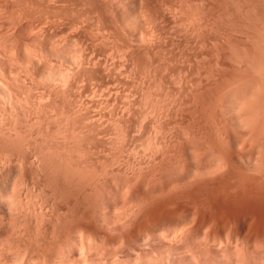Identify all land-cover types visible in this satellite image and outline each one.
<instances>
[{"label":"rangeland","instance_id":"obj_1","mask_svg":"<svg viewBox=\"0 0 264 264\" xmlns=\"http://www.w3.org/2000/svg\"><path fill=\"white\" fill-rule=\"evenodd\" d=\"M263 33L264 0H0V264H264V204L232 206L249 247L193 251L143 205L264 167Z\"/></svg>","mask_w":264,"mask_h":264},{"label":"bare ground","instance_id":"obj_2","mask_svg":"<svg viewBox=\"0 0 264 264\" xmlns=\"http://www.w3.org/2000/svg\"><path fill=\"white\" fill-rule=\"evenodd\" d=\"M255 16V15H254ZM263 29V28H262ZM251 30H253V29H251ZM258 30V29H257ZM254 32V31H253ZM264 34V33H263ZM259 35V34H258ZM260 38V37H259ZM264 40V39H263ZM4 41V40H3ZM262 41H260V43H261ZM38 43V42H37ZM2 44V43H1ZM257 44V43H256ZM8 45V44H7ZM262 45V44H261ZM252 48V47H251ZM253 48H255V47H253ZM258 48H260V47H258ZM25 49V48H24ZM5 50V49H4ZM12 50V49H11ZM255 50H257V47H256V49ZM29 51V50H28ZM264 51H262V53H263ZM16 53V52H15ZM252 53V52H251ZM250 53V54H251ZM260 54H261V52H259ZM13 54V53H12ZM256 54H257V52H256ZM253 55V54H252ZM258 55V54H257ZM264 55V54H263ZM29 56V55H28ZM260 56V55H259ZM255 57V56H254ZM261 57V56H260ZM257 59L259 58V57H256ZM255 58V59H256ZM262 58V57H261ZM263 59H264V57H263ZM37 60V59H36ZM262 60V59H261ZM251 61H253V60H251ZM257 62V61H256ZM258 62H259V59H258ZM262 62V65H261V67L260 68H262V66H263V62H264V60H262L261 61ZM252 63V62H251ZM260 64V63H259ZM252 65V64H251ZM253 65H254V63H253ZM258 65V64H257ZM25 68V67H24ZM254 68H257V66L255 67L254 66ZM253 69V68H252ZM257 69H259V68H257ZM256 69V70H257ZM263 69V72H264V68H262ZM28 70V69H27ZM254 71V70H253ZM21 72V71H20ZM261 72H262V70H261ZM256 73V72H255ZM258 74L260 73V69H259V71L257 72ZM18 74V73H17ZM262 74V76H263V73H261ZM22 75V74H21ZM257 76V75H256ZM260 76V75H259ZM259 76H258V81H260L259 79H261V82L259 83V86H257V84H254V83H251L253 86H251V88L253 89H251V91H252V95L251 96H253L251 99H253L254 98V96H255V99H256V102L257 103H260V102H258L259 100H261V98L262 99H264V96H263V94H261L262 92H263V88H264V85L262 86L261 85V89L259 90V88L258 87H260V84H263L264 83V80L262 81V79H264V76H263V78H259ZM2 77V76H1ZM252 77H254L253 75L251 76V78ZM14 78V77H13ZM17 79H18V76H17ZM28 79V78H27ZM253 79H255L254 81H256V77H254ZM251 81H253V80H251ZM250 81V82H251ZM258 81H257V83H258ZM18 82V81H17ZM30 83V82H29ZM50 84V83H49ZM3 85V84H2ZM54 85V84H53ZM52 86V85H51ZM68 86V85H67ZM257 86V87H256ZM255 87H256V89L258 90L257 92L256 91H254V89H255ZM7 89V88H6ZM255 89V90H256ZM5 90V89H4ZM3 90V92H5ZM261 90H262V92H261ZM11 91V90H10ZM59 91V90H58ZM260 91V92H259ZM254 92V93H253ZM22 93V92H21ZM53 93V92H52ZM255 93H256V95H259V97L258 96H256L255 95ZM264 93V92H263ZM12 94V93H11ZM261 94V95H260ZM7 95V94H6ZM2 96V95H1ZM13 96V95H12ZM261 96H263V97H261ZM6 97V96H5ZM9 97H10V94H9ZM261 97V98H260ZM13 98V97H12ZM16 98V97H15ZM258 98H260L259 100H257ZM2 99V98H1ZM4 99V98H3ZM45 99V98H44ZM250 99V98H249ZM9 100H11V99H9ZM254 100V99H253ZM253 100L251 101V102H253ZM5 101H6V99H5ZM23 101V100H22ZM255 101V100H254ZM2 102V101H1ZM0 102V103H1ZM14 102V101H13ZM256 102H253L254 104L256 103ZM7 103V102H6ZM15 103H16V101H15ZM23 103V102H22ZM26 103H27V101H26ZM29 103V102H28ZM257 103L255 104V106L257 107V106H259V105H261V104H258L257 105ZM263 103H264V100H263ZM8 104V103H7ZM10 104H11V102H10ZM35 104V103H34ZM42 104V103H41ZM17 105V104H16ZM21 105V104H20ZM28 106V105H27ZM254 106V105H253ZM4 107V106H3ZM14 107V106H13ZM21 107V106H20ZM30 107V106H29ZM37 107V106H36ZM260 108H262L261 106H259ZM38 108V107H37ZM45 108V107H44ZM264 108V107H263ZM263 108H262V111H263ZM1 109V108H0ZM30 109V108H29ZM259 108H257V109H255V110H257V111H255V113H258V111H259V116H258V114H257V117H260L261 116V114H260V110H258ZM6 110V109H5ZM2 111H3V109H2ZM8 111V110H7ZM252 111V110H251ZM250 111V112H251ZM12 112V111H11ZM27 112V111H26ZM253 112V111H252ZM47 113V112H46ZM254 113V112H253ZM264 113V112H263ZM17 114V113H16ZM33 114V113H32ZM252 115V114H251ZM2 116V115H1ZM256 115H254V117H255ZM263 116H264V114H263ZM263 116H261V118L263 117ZM3 117V116H2ZM250 117V116H249ZM257 117H256V119H257ZM5 118V117H4ZM261 118H260V121H261ZM264 118V117H263ZM262 118V119H263ZM251 119V118H250ZM253 119V118H252ZM259 120V119H258ZM8 121V120H7ZM40 121V120H39ZM252 121V120H251ZM254 121H256L255 119H254ZM249 122V121H248ZM6 123V122H5ZM42 123V122H41ZM253 123H255V122H253ZM257 123V122H256ZM262 123V122H261ZM1 124V123H0ZM12 124V123H11ZM16 124V123H15ZM17 125V124H16ZM25 125V124H24ZM258 125V124H257ZM6 126V125H5ZM13 126V125H12ZM255 126V125H254ZM259 126H260V124H259ZM18 127V126H17ZM263 127H264V124H263ZM257 128V127H256ZM32 129V128H31ZM250 129V128H249ZM254 129V128H253ZM259 129H260V127H259ZM264 128H262V130H263ZM257 130V129H256ZM255 130V131H256ZM20 131V130H19ZM251 131V130H250ZM30 132V131H29ZM33 131H31V133H32ZM252 132V131H251ZM263 132H264V130H263ZM262 132V133H263ZM2 133H3V131H2ZM256 133L257 132H255L254 134L256 135ZM258 133H260V132H258ZM4 134V133H3ZM38 135V134H37ZM258 136V135H257ZM260 137L262 136V135H259ZM250 137V136H249ZM256 139V138H255ZM260 139H264V138H260ZM259 139V140H260ZM2 140V139H1ZM251 140V139H250ZM258 140V139H257ZM4 141V140H3ZM252 142L254 141V139H252L251 140ZM263 141V140H262ZM252 142H251V144H252ZM256 143H257V141H255ZM255 142H254V144H252L253 146L255 145ZM261 142V141H260ZM264 142V141H263ZM262 143V142H261ZM264 144V143H263ZM263 144H262V146H263ZM251 145V147H253ZM259 146L261 145V144H258ZM15 147V146H14ZM254 148V147H253ZM260 148H261V146H260ZM258 149V148H257ZM9 150V149H8ZM250 150V149H249ZM255 150V149H254ZM261 150H263V147L261 148ZM14 151V150H13ZM246 151V150H245ZM256 151V150H255ZM264 151V150H263ZM227 152V151H226ZM225 152V153H226ZM12 153V152H11ZM264 152H262V160L261 161H263L264 162V154H263ZM4 154H5V152H4ZM6 154H7V152H6ZM13 154V153H12ZM11 154V155H12ZM222 154V153H221ZM256 154V153H255ZM258 154H256V156H257ZM260 155V154H259ZM259 155H258V159L259 158H261V156L259 157ZM23 156V155H22ZM242 156V155H241ZM10 157V156H9ZM1 158V157H0ZM11 158V157H10ZM2 159V158H1ZM251 159V158H250ZM4 160V159H3ZM2 160V161H3ZM252 161H253V159H251ZM250 160V161H251ZM260 160V159H259ZM9 161V160H8ZM7 161V162H8ZM250 161H249V164H250ZM256 161H257V158H256ZM256 161H254V162H256ZM261 161H258V164L261 162ZM257 163V162H256ZM262 162H261V164L260 165H256V168L257 167H263L264 166V164L262 165ZM237 166V165H236ZM227 167V166H226ZM220 168V167H219ZM251 169V168H250ZM258 169H261V170H259V172L261 173V175H260V173L258 172ZM262 169H264V167L263 168H257V171H255V173L256 174H253V175H250V173H249V171H248V173H247V175H245V174H241V173H237L236 171L237 170H233V169H228V170H226L225 171V173H219L218 174V172H217V174L215 175L214 173H207V175H206V171L204 172V171H202L201 170V173H205V175L206 176H204V175H202L201 173H200V171H199V173L200 174H198L197 172L195 173V174H193V173H191V172H189V173H191V174H187V176H186V178H184V180L182 181V182H177L176 183V185H174L175 186V188H174V190L172 191V192H170L169 194L167 193V194H150V195H148V196H145L147 199V204L145 203V197H142L141 199H139L140 201L141 200H143L144 201V206H146V207H148L149 208V210H150V207H151V209L155 206V208L156 207H158V205L159 206H161V207H163V208H165V209H167V211H170L171 213H168L167 211V213H168V215L169 214H171L172 216H170V218H168L169 219V221L168 222H166V223H164L163 225H164V229H162V230H160V232H159V234H158V232L157 233H154L153 235L151 234V236H147L148 238H154L153 240H155V236H156V238L159 236V237H163L164 239H163V241H166V239L165 238H168V237H181V239H182V237H184V239L185 240H183L184 242L186 241V236H188V238H189V236H197L199 239L201 238H204L205 240L207 239V242H206V244H209V246L208 247H210L211 248V246H210V244L211 245H213V250H214V246L215 247H221L222 249L224 248V247H226L227 246V244H226V246L224 245L225 243H228V246H229V244H231L232 246H233V244H235L236 246H238V244L240 245L241 243L243 244H247L248 245V247H249V245H252V244H249L250 242H251V236H250V234H251V232L252 231H256L255 229H251V230H249V228L250 227H252V228H254V225L256 224V227L258 226V228L260 227L259 225H261L262 223H261V221H260V223L261 224H258L259 222H258V219H255V218H258V217H255L256 216V213L255 212H257L255 209H256V207L255 208H253V206H254V204H256V203H258V204H256V205H260V204H264V171L262 170ZM219 170H221V168L219 169ZM239 170H241V169H239ZM252 170V169H251ZM254 170H256L255 168L253 169V171ZM224 171V170H223ZM262 171V172H261ZM244 172V171H243ZM188 173V172H187ZM203 173V174H204ZM210 174L212 175V176H210ZM257 174H259L261 177H259V175L258 176H254V175H257ZM178 179V178H177ZM179 180V179H178ZM175 184V183H174ZM173 187L171 186V189H172ZM170 189V190H171ZM169 190V189H168ZM167 190V191H168ZM169 190V191H170ZM133 197H134V195H133ZM135 197H136V195H135ZM85 198V197H84ZM135 199V198H134ZM138 198H136V202H137V204H138ZM135 201V200H134ZM132 202V205L134 206V204H135V202ZM139 201V202H140ZM129 202V201H128ZM237 203H240V204H238V206L240 205V209H241V206L242 205H244V203L245 204H253V206H252V208L254 209V212L252 213L253 215H255L254 217L253 216H251V212L253 211V209L251 210L250 208V210L248 209V207L250 206L251 207V205H249V206H247V208L245 209H243L242 208V210L240 211L241 213L239 214V216H236V215H233V213H232V206L234 205V206H237L236 204ZM136 204V205H137ZM128 205V204H127ZM130 205V204H129ZM132 205H131V207H132ZM135 205V206H136ZM139 205L140 204H138V206H137V208L139 207ZM142 205V206H143ZM134 206V207H135ZM153 206V207H152ZM233 206V207H234ZM237 206V207H238ZM140 207H141V205H140ZM243 207H245V206H243ZM260 207L263 209L262 211H264V206L262 207L261 205H260ZM142 208H144V207H142ZM160 208V207H159ZM140 209V208H139ZM146 209V208H145ZM161 209V208H160ZM234 209H236V208H234ZM237 209H239V207L237 208ZM239 209V210H240ZM148 210V209H147ZM224 210V212H222V211ZM259 210H260V208H259ZM258 210V211H259ZM236 211V210H235ZM261 211V212H262ZM237 212H239L238 210H237ZM236 212V214H238ZM264 213V212H263ZM130 214V213H129ZM262 214V213H261ZM264 215V214H263ZM258 216V215H257ZM167 217V216H166ZM252 217H253V219H255V221L257 220V222H253L252 221V225L253 226H248L249 224H250V222H251V219H252ZM260 217V216H259ZM263 218H264V216H263ZM262 219V218H261ZM163 221H165V220H163ZM262 221H263V219H262ZM220 224H222V226L224 227H222L224 230L225 229H227L229 226H231L232 228H231V230H230V232H228L227 230H225V232H226V236H223L222 235V233H221V229H220ZM248 224V225H247ZM258 224V225H257ZM159 225V224H158ZM162 225V226H163ZM246 225H247V228H246ZM251 225V224H250ZM218 226H219V228H218ZM249 227V228H248ZM147 228V227H146ZM161 228V227H160ZM243 228H246L250 233H248V231L245 233V234H242V230H243ZM154 230V229H153ZM260 230V229H259ZM155 231V230H154ZM246 231V230H245ZM152 232V231H151ZM257 232V236H264V228L263 229H261L259 232H258V230L256 231ZM256 232H253V233H256ZM153 233V232H152ZM252 233V235H255V234H253ZM158 234V235H157ZM201 236V237H200ZM203 236V237H202ZM190 237V238H191ZM195 237L192 239L194 242H196V240L198 239H195ZM254 237V236H253ZM150 238V239H151ZM171 238H168L169 240L171 239ZM187 238V242L186 243H188L189 244V246L188 247H192V246H190L192 243H193V241H190L189 239ZM149 239V240H150ZM152 239L150 240V243H151V241H152ZM181 239L179 240V238H177V241L181 244V242H183V241H181ZM198 239V240H199ZM200 239V240H201ZM257 239V238H256ZM149 240L148 239H146L144 242H146V241H148L149 242ZM159 240H160V238H159ZM169 240H168V242H169ZM172 240V239H171ZM189 240V241H188ZM199 240V241H200ZM205 240H201V241H203V242H205ZM155 241H157V239L155 240ZM154 241V242H155ZM162 241V240H161ZM172 241H176V240H172ZM171 241V242H172ZM199 241H197L198 243H199ZM200 241V242H201ZM147 242V243H148ZM153 242V241H152ZM167 242V241H166ZM192 242V243H191ZM193 243V247L194 248H189V249H191L190 251H193V249H196V247H195V245L196 246H199L200 245V243L198 244V243ZM201 243V245H200V247L201 246H203V244H205V243ZM258 242H259V240H258ZM146 243V244H147ZM220 244V245H218V244ZM40 244V243H39ZM145 243H143L142 245H144V246H149V245H151V244H147L146 245ZM241 244V245H242ZM224 246V247H222V246ZM230 245V246H231ZM240 245V246H241ZM179 246V245H178ZM228 246L225 248V249H227L228 248ZM229 246V247H230ZM243 246H245V245H242V247ZM207 247V248H208ZM219 247V248H220ZM247 247V248H248ZM210 248H209V250H210ZM232 248V247H231ZM82 249V248H81ZM200 249V248H199ZM202 249V248H201ZM203 249L205 250L206 249V247L205 246H203ZM218 249V248H217ZM263 249V248H262ZM82 250H84V249H82ZM187 250V249H186ZM207 250V249H206ZM220 250V249H219ZM236 250V249H235ZM189 251V250H188ZM211 251V250H210ZM209 251V252H210ZM225 251V250H224ZM83 252V251H82ZM81 252V253H82ZM222 252V251H221ZM183 253V252H182ZM5 254V253H4ZM3 254V255H4ZM239 254V253H238ZM205 255V254H204ZM193 257H194V255H193ZM195 258V257H194ZM208 258V257H207ZM221 259V258H220ZM195 260V259H194ZM207 262V261H206ZM219 262V261H218ZM5 264V263H4ZM215 264V263H214Z\"/></svg>","mask_w":264,"mask_h":264}]
</instances>
